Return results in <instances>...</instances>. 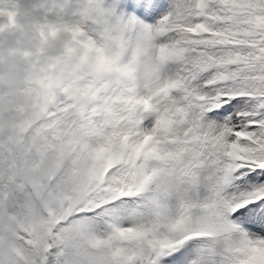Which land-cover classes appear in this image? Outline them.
Masks as SVG:
<instances>
[{"label": "snow or ice", "instance_id": "1", "mask_svg": "<svg viewBox=\"0 0 264 264\" xmlns=\"http://www.w3.org/2000/svg\"><path fill=\"white\" fill-rule=\"evenodd\" d=\"M0 264H264V0H0Z\"/></svg>", "mask_w": 264, "mask_h": 264}, {"label": "rangeland", "instance_id": "2", "mask_svg": "<svg viewBox=\"0 0 264 264\" xmlns=\"http://www.w3.org/2000/svg\"><path fill=\"white\" fill-rule=\"evenodd\" d=\"M137 15L140 16V13H137ZM141 18H143V17L141 16Z\"/></svg>", "mask_w": 264, "mask_h": 264}]
</instances>
